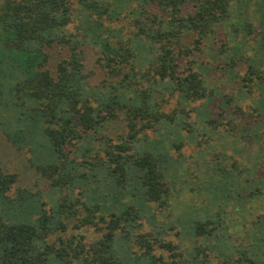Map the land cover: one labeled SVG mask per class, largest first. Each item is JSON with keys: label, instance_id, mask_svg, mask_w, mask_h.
<instances>
[{"label": "trees", "instance_id": "16d2710c", "mask_svg": "<svg viewBox=\"0 0 264 264\" xmlns=\"http://www.w3.org/2000/svg\"><path fill=\"white\" fill-rule=\"evenodd\" d=\"M254 1L3 0L0 128L14 144L25 147V142H18L21 115L34 120L33 128L55 156L53 162H33L34 166L59 193L53 208L42 203L32 218L23 220L18 209L31 210L36 194L16 188L18 174L0 166V264H264V215L256 224L259 237L248 247L231 242L220 214L189 223L195 240L191 249L164 238L175 225L147 230V215L168 208L179 192L180 178H170L183 159L171 153L177 144L163 151L136 149L150 139L149 131L158 132L164 123L178 120L177 128L191 133L186 120L198 107H190L192 102L209 106L223 98V110L233 107L231 115L239 114L241 105L232 103L241 100L243 91L238 98L219 92L207 82L204 70L209 66L197 67L189 57L217 26L229 24L234 27L233 42L228 43L233 54L213 50L212 58L220 64L219 56L225 53L229 70L238 59L249 61L243 52L247 41L237 35L253 27ZM234 2L239 3L241 21L231 19ZM117 21L130 23L134 30L126 33V25L113 26ZM189 35L194 46L183 39ZM85 45L97 50L106 70L107 80L100 85L87 80ZM56 47L65 54L51 66ZM8 59L18 60L15 73L4 70ZM248 67L241 80L249 88L264 80V70L253 63ZM172 98L178 106L167 112L163 107ZM254 111L260 122L256 125H264V98ZM120 115L127 129L116 138L106 135L103 128ZM231 115L228 125H236ZM224 169L220 165L212 173ZM133 196L140 205L112 206V199ZM72 218L77 227L92 226L100 236L88 242L83 235H66ZM119 244L129 252L120 256Z\"/></svg>", "mask_w": 264, "mask_h": 264}, {"label": "rangeland", "instance_id": "374dc122", "mask_svg": "<svg viewBox=\"0 0 264 264\" xmlns=\"http://www.w3.org/2000/svg\"><path fill=\"white\" fill-rule=\"evenodd\" d=\"M2 2L3 0H0V7ZM238 6L239 3L234 2L231 7V19L235 21H241V17L237 15ZM250 8L252 9H250L251 18L254 19L253 27L247 33L240 29L237 35L238 39L244 38L247 41L243 52L245 56L250 57V60L238 59L235 67L231 69L234 74L225 68L224 64V52L229 56L233 54L230 53L228 43L233 42L231 31L234 27L229 24L217 26L215 32L202 42L201 48L196 49L189 57L197 63V67L203 63L209 66L207 72L204 70L207 82L212 87H216L219 92L238 98L240 91H243L241 100L238 102L235 100L232 103L236 108L241 105L242 109L238 110L239 114L231 115L233 107L223 110L225 108L223 98H215L209 106L202 101L192 102L191 106L188 104V108L189 106L198 107L191 112L190 120L189 118L186 120L192 127L191 133L178 129L179 121L176 120L173 123H164L156 133L149 131L150 139L136 145L137 150L152 151H163L167 149V146L178 145V149H172L171 153L175 158L183 159V163L176 165L170 179L176 181L177 177L180 178L179 192H175L168 208L156 209L147 215L149 220L148 222L145 220L147 222L145 228L156 230L175 225V229L170 230L164 238L180 244L185 249H191L195 242L188 230L189 223L218 214L222 216L231 232L230 240L233 244L248 247L259 237L256 224L264 215V125L263 122L256 125L260 122L255 119L254 108L264 98V80L255 81L249 87L251 90L249 92L247 91L248 86L244 87L241 77L248 71L249 63L264 70V0H255ZM230 20L227 21L235 24ZM112 25H126L124 27L126 33L134 30L133 25L124 21L113 22ZM183 39L188 45L194 44V37L191 35ZM261 42L263 45L260 51L258 45ZM213 50L215 52L224 51V55H220L218 59L220 64L212 58ZM64 54L65 51L60 47L53 49L50 65L54 66ZM84 55V72L88 82L91 85L102 84L107 80V73L98 62L97 50L91 45H85ZM6 61L4 66L7 69L4 67V70L15 73V68L19 65L18 60L8 59ZM184 66L183 63L182 67ZM0 78H2L1 75ZM177 106L176 98H172L163 109L170 112ZM230 115L234 118L236 125H228ZM122 117L123 115H120L119 118L109 121L103 128V132L112 138L124 133L127 126ZM213 117L216 121L208 123L207 120ZM20 119L18 125L21 133L18 142H25L27 146H17L0 128V166L8 172L18 174L16 188H27L36 194L31 210L18 209L20 214H24L21 219L25 220L32 218L30 216L39 210L42 203H45L46 209L53 208L59 192L49 186L48 179L38 172L33 163L55 161L51 148L40 135L39 130L33 128L36 125L32 123L34 120L28 115H21ZM259 137H261L260 141ZM220 165L225 167L224 171L213 174L215 168ZM208 167H211V170L207 171ZM258 187H260L259 192L253 195L252 193ZM123 202L140 205V200L133 196L117 201L112 199V206H121ZM67 223L66 235H83L88 242L100 236V233L92 226L77 227L78 221L74 218L67 220ZM55 239L56 236H53L52 240ZM116 250L120 252V256L129 252L125 244L121 246L119 244ZM134 250L138 251V248ZM157 252L162 251L157 250ZM53 264L62 263L53 261Z\"/></svg>", "mask_w": 264, "mask_h": 264}]
</instances>
